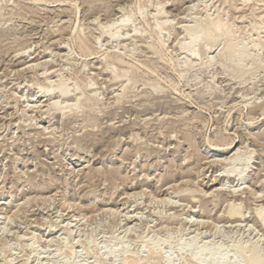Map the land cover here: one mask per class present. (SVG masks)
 <instances>
[{"label": "rangeland", "instance_id": "374dc122", "mask_svg": "<svg viewBox=\"0 0 264 264\" xmlns=\"http://www.w3.org/2000/svg\"><path fill=\"white\" fill-rule=\"evenodd\" d=\"M42 1L0 0V264H185L204 246L239 264L256 247L262 260L264 39L263 67L236 80L217 59L208 62L215 47L181 72L178 44L206 14L256 43L264 0ZM156 10L163 14L154 20ZM125 20L121 41L100 37ZM155 23L166 25L159 32ZM159 33L161 57L147 49ZM129 69L131 83L112 80ZM46 79L83 89L82 99L48 112L57 94L35 96ZM76 94L58 102L70 105ZM232 167L249 176L240 187L226 176ZM230 206L238 221L226 217ZM196 237L193 250L180 251Z\"/></svg>", "mask_w": 264, "mask_h": 264}, {"label": "bare ground", "instance_id": "6f19581e", "mask_svg": "<svg viewBox=\"0 0 264 264\" xmlns=\"http://www.w3.org/2000/svg\"><path fill=\"white\" fill-rule=\"evenodd\" d=\"M11 1V0H10ZM33 1L35 4H38L40 2H43L42 0H31ZM223 1V0H222ZM231 1V0H230ZM238 1V0H237ZM262 1V0H261ZM53 2V1H52ZM235 2V1H234ZM250 2V0H240V5L241 7L243 6H247L248 3ZM254 2V1H253ZM264 2V1H263ZM221 3V2H220ZM229 3V2H228ZM251 3V2H250ZM255 3V2H254ZM222 4V3H221ZM232 4V3H231ZM234 4V3H233ZM232 4V5H233ZM224 5V6H223ZM230 5V3H229ZM231 5V6H232ZM160 6V5H159ZM222 11L224 12V15H228L229 12H227V6L226 5V2L224 1V3L222 4ZM230 7V6H229ZM236 7V6H235ZM227 8V9H226ZM237 8V7H236ZM234 8V9H236ZM231 9V7H230ZM232 10V9H231ZM140 11V10H139ZM221 11V12H222ZM253 11V10H252ZM155 12V11H154ZM222 12V13H223ZM162 10H156L155 12V15H153V19L156 20L158 16L162 15ZM202 16V15H201ZM190 17V16H189ZM192 17V16H191ZM222 17V16H221ZM264 17V16H263ZM262 17V18H263ZM186 18V17H185ZM199 18V17H198ZM264 20V19H263ZM164 21V20H163ZM166 21V20H165ZM195 21V22H194ZM224 20H221L220 19V16L217 15L215 18H212L210 17V15L206 14L204 17L202 16V18H199V19H196V20H193V24L191 25H188L184 28V34H185V41L183 43H180L178 44V49H179V52L181 53V55H184L183 59H182V62H180L181 64H179L180 66V69H181V72L182 71H185L186 69H189L190 71V67L194 66L193 64L197 63L198 61V58L200 56V52L201 51H204L206 48L210 47V50L211 48L215 47L214 49V52L212 50V54H215L214 57H210L209 58V54H208V59H209V63L214 60V59H217V63L216 65H218L222 68H224V72H227L228 74H234V78L235 80L236 79H242L245 75L247 76V74L249 73L250 74V71L252 72L253 70L252 69H257L259 67H263V65L261 66L262 63H259L258 61V53L259 51L261 50L260 47L262 45V43L260 42L261 40L264 39V23H261L260 26L255 30V34L257 36V39H256V43L254 42H250V43H246L244 42L243 40H240L238 41L239 39L237 37H235V33L232 31L231 27L227 26V24H223ZM264 22V21H263ZM164 25H166L165 23L164 24H157L155 23L154 27L155 29H157L159 32L161 30V27H163ZM114 25H112L111 29L108 28V30L106 31H103L101 30L99 33H100V37L101 36H107V39H112V40H115V41H121L120 40V37H119V31L122 27H128V21L125 20V21H121V24H119L118 26H116L115 28H113ZM179 26V25H178ZM234 28V27H233ZM237 32V31H236ZM239 32V31H238ZM75 33V32H74ZM73 33V34H74ZM143 33V32H142ZM140 31H138L137 29L133 28L132 31H130V38L133 39V40H137L136 42H140L142 38H145L143 36ZM251 33V32H250ZM244 34V33H243ZM76 35V34H74ZM99 36V35H98ZM261 36L263 37V39L260 40ZM74 37V36H73ZM183 37V36H182ZM105 38V37H104ZM161 33L158 34L157 36V40L152 43H149L147 45V49L149 50V52H151L152 55H159V49H160V41L162 40L161 39ZM106 39V38H105ZM106 39V40H107ZM123 41V40H122ZM264 41V40H263ZM178 42V41H177ZM181 42V41H180ZM80 45H81V42H79ZM95 45V44H93ZM118 45V44H117ZM264 45V44H263ZM82 46V45H81ZM83 47V46H82ZM84 48V47H83ZM87 48V47H86ZM162 48V46H161ZM263 48V47H262ZM71 50V49H70ZM87 51H90L89 49H87ZM86 51V52H87ZM138 51V50H137ZM161 51V50H160ZM208 51V50H206ZM163 53V52H162ZM203 53V52H202ZM209 53V52H208ZM127 54V53H126ZM150 54V53H149ZM207 54V53H206ZM263 54V53H262ZM130 55H131V52H130ZM129 55V56H130ZM133 55V54H132ZM131 55V56H132ZM161 55V54H160ZM159 55V56H160ZM211 55V54H210ZM162 56V55H161ZM160 56V57H161ZM176 56V54H175ZM213 56V55H212ZM104 60H106L109 56H104ZM159 57V58H160ZM180 57V56H179ZM205 57V56H204ZM158 58V57H157ZM158 58V60H159ZM110 59V58H109ZM116 63L118 62H121L120 58L118 56H116L115 58H112ZM156 59V58H155ZM164 59V58H163ZM201 59V58H200ZM203 59V58H202ZM157 60V59H156ZM157 60V61H158ZM160 60H162V58H160ZM159 60V61H160ZM206 61V59H205ZM163 62V61H162ZM165 62V61H164ZM199 62V61H198ZM202 62V60H201ZM117 63V64H118ZM158 63V62H157ZM167 63V61H166ZM203 63V62H202ZM110 64V63H109ZM114 63H111V65H113ZM123 64V63H121ZM198 64V63H197ZM211 64V63H210ZM209 64V66H211ZM214 64V63H213ZM260 64V65H259ZM110 65V66H111ZM126 65V64H124ZM139 65V64H138ZM215 65V66H216ZM33 66V65H32ZM148 66V65H147ZM195 66H197L195 64ZM209 66L207 65V68H209ZM149 67V66H148ZM147 67V68H148ZM151 67V66H150ZM149 67V68H150ZM203 67H205V64L203 65ZM217 67V66H216ZM109 68V67H108ZM148 68V69H149ZM153 68V67H152ZM198 68V66L196 67ZM121 69V68H120ZM151 69V68H150ZM193 69V68H192ZM191 69V70H192ZM200 69V68H199ZM205 69V68H204ZM262 69V68H260ZM136 70V69H135ZM154 70V69H153ZM179 70V68H178ZM259 70V69H258ZM257 70V71H258ZM112 71V70H111ZM152 70H150L149 72H151ZM256 71V70H255ZM256 71V72H257ZM123 72V71H122ZM135 72V71H134ZM179 72V71H178ZM179 72V73H181ZM222 72V71H221ZM187 73V72H186ZM133 74V73H132ZM223 75V73H222ZM130 76H131V72H130V69L125 71L124 73H122L121 75H117V74H114L113 73V79L112 80H115L117 81L118 79H122L124 81V84L126 85L127 82L130 81ZM226 76V75H225ZM229 76V75H227ZM226 76V77H227ZM133 77V76H131ZM231 77V76H230ZM125 78V79H124ZM58 79V78H57ZM132 80L134 78H131ZM55 80V79H54ZM108 80V79H107ZM233 80V79H232ZM45 82H42V84L38 85L37 86V89L36 90V93H35V96L36 95H50L52 93H55L57 94V99L56 101L50 103L47 105V110L48 112L50 111H55L57 113H63L64 110L68 109V110H73L74 107L77 106V102L79 101V97H80V100L82 99L81 96L84 94V90L83 89H80L78 87H73L72 89L69 88L67 86V84L64 82V81H61V80H57V81H54V82H50L48 81L47 79L44 80ZM135 81V80H134ZM106 82V81H105ZM131 83V82H129ZM90 84V83H89ZM120 84V83H119ZM134 83H132L133 85ZM29 85V84H28ZM33 85V84H32ZM30 86V85H29ZM87 86V85H85ZM90 87V85H88ZM154 86V85H153ZM152 86V87H153ZM157 86V85H155ZM88 88V87H86ZM156 88L158 87H155L153 89H155V91L157 92ZM32 90V89H31ZM77 93L76 95V98L73 100L72 104L70 105H66L65 102L63 104H65V106H62V103L61 102H58L59 99L61 100H66L68 99V97H70V93ZM211 92V91H210ZM94 93V92H93ZM92 93V94H93ZM95 94V93H94ZM22 97V96H21ZM38 97V96H37ZM94 97V95H93ZM90 98V97H89ZM87 101V100H86ZM89 102V101H88ZM96 102V101H95ZM67 103V102H66ZM71 103V102H70ZM91 103V102H90ZM87 104V103H86ZM85 104V105H86ZM45 105V104H44ZM91 105V104H90ZM39 107V106H38ZM32 108V107H31ZM80 108V107H79ZM91 108V107H89ZM77 109V108H76ZM38 110V109H37ZM65 112V111H64ZM92 115V114H91ZM91 118L87 119L86 121L87 122H91ZM94 121V120H93ZM93 125V124H92ZM240 152V151H239ZM236 154V153H235ZM247 154V153H246ZM249 154V153H248ZM241 154H236L232 159L235 160V161H239L240 160V157ZM243 156V155H242ZM245 158V157H243ZM231 159V161H232ZM247 159L249 158H245L244 161H246ZM230 160V159H229ZM221 161V160H220ZM225 160H223L224 162ZM214 164V163H213ZM229 165V164H228ZM237 166V165H236ZM238 169L236 167H232L231 169H229L227 172H226V176H232L234 177H237V185L240 187L242 184H244V181L247 177H249L247 174H243L242 172H238L237 171ZM70 171V170H69ZM75 171V170H74ZM225 174V173H224ZM210 183V182H209ZM212 183V182H211ZM240 183V184H238ZM172 185V184H171ZM221 185V184H220ZM236 187V186H235ZM247 187V186H246ZM245 187V188H246ZM173 188V187H172ZM237 188V187H236ZM244 188V189H245ZM248 188V187H247ZM174 189V188H173ZM183 189V188H182ZM221 189V188H219ZM236 190V189H235ZM185 191V190H184ZM215 191V190H214ZM222 191V190H221ZM234 191V189H233ZM247 191V190H246ZM190 192V191H189ZM201 192V191H200ZM179 193H183V192H179ZM231 193H233L231 191ZM136 194V193H135ZM210 194V193H209ZM138 196V194H136ZM135 195V196H136ZM127 196V195H126ZM134 196V195H133ZM168 196V195H167ZM206 196V195H205ZM191 197V196H190ZM260 197V196H259ZM165 198V197H164ZM26 199V198H25ZM28 199V198H27ZM46 199V198H45ZM30 200V199H29ZM49 200V199H48ZM160 200V199H159ZM170 200V199H169ZM165 200L163 199V202ZM167 201V199H166ZM156 202V201H154ZM158 203H160V201H157ZM26 203V202H24ZM162 203V202H161ZM170 204V203H169ZM231 204V203H230ZM26 205V204H24ZM23 205V206H24ZM162 205V204H161ZM168 205V204H167ZM236 205V204H235ZM241 205V204H240ZM3 206V205H2ZM1 206V207H2ZM228 206V205H227ZM18 207V206H17ZM63 207L65 210H71L70 213H74V214H80V210H79V207H77L76 203H71L67 198H64L63 199ZM231 207V206H230ZM227 210L226 212V217L229 218V219H240V212L238 209H236L235 207H231ZM4 209V207H2L0 209V212H2ZM122 209V208H121ZM112 210V212H111ZM77 211V212H76ZM96 211V210H95ZM95 211H92V212H95ZM109 211V210H108ZM107 210H105V213L108 212ZM76 212V213H75ZM115 212V211H114ZM125 212V211H124ZM96 213V212H95ZM99 213V212H98ZM104 213V210L103 212ZM104 213V214H105ZM108 213H111L113 214V209L110 208V211ZM256 214V217H257V220H259V223H263V217H262V211H257L255 212ZM118 214V213H117ZM116 214V215H117ZM95 215V214H94ZM1 216V215H0ZM3 216V215H2ZM13 216V215H12ZM82 216V215H81ZM74 216L72 215L71 218H73ZM84 213H83V218H84ZM93 216H89V218L92 219ZM13 219V218H12ZM11 219V220H12ZM85 219H87L85 217ZM88 221V220H87ZM125 221V220H124ZM205 223V222H204ZM224 223V222H223ZM217 224V223H216ZM118 225V224H117ZM264 225V224H263ZM75 226V225H74ZM264 227V226H263ZM66 230V228H65ZM128 230V229H126ZM67 231V230H66ZM69 232V231H67ZM72 232V231H71ZM196 239L197 237L193 240H191V243L186 246H181L180 247V251L181 250H193L194 246H195V243H196ZM207 247V246H206ZM205 246L204 247H201L199 248L196 253L194 251L195 254H192V256H190L185 264H239L238 261L236 260H231V261H228L227 260V256L225 254H218V249H214L213 251H210L209 249H207ZM108 249V248H106ZM105 249V251H106ZM240 249V248H239ZM109 250V249H108ZM110 251V250H109ZM108 251V256L112 257V254H113V257L116 258V256L114 255H117V251L115 252L114 249L113 251ZM125 253V251H122V253ZM187 252V251H186ZM240 252V251H239ZM116 253V254H114ZM123 253V254H124ZM258 250L256 247H252L249 251V256L246 257V260L249 264H263V261H264V258H262V260L259 258L258 256ZM118 254H120L118 252ZM149 255V257H153L155 256V252L153 250H149V253L147 254V256ZM157 255V254H156ZM243 255V254H242ZM247 255V254H246ZM118 256V255H117ZM156 259L158 261H162L163 260V257L161 258V256H155ZM154 257V258H155ZM111 259V258H110ZM114 259V258H113ZM244 259V258H243ZM130 260L129 262L127 261V259H124L123 261V264H136L134 259H129ZM54 261V259H53ZM157 261V262H158ZM167 264L171 263V260L167 259L166 260ZM173 264V263H172Z\"/></svg>", "mask_w": 264, "mask_h": 264}]
</instances>
